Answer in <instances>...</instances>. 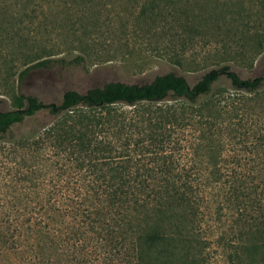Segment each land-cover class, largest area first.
I'll return each instance as SVG.
<instances>
[{"label":"trees","instance_id":"1","mask_svg":"<svg viewBox=\"0 0 264 264\" xmlns=\"http://www.w3.org/2000/svg\"><path fill=\"white\" fill-rule=\"evenodd\" d=\"M161 15L152 6L138 20ZM14 43L30 52L20 81L81 62L40 57L47 47L34 38ZM222 78L240 98L206 101ZM263 92L264 75L242 79L222 66L192 86L170 72L144 84L68 90L58 103L13 95V108L0 111V143L24 149L33 164L0 171V258L56 264L63 245L69 262L79 243L120 246L131 264H188L212 208L216 222L235 216L237 240L264 256V119H253L264 104H252ZM41 115L53 124L17 142L14 130ZM48 166L57 176L46 181ZM18 187L28 195L14 194Z\"/></svg>","mask_w":264,"mask_h":264},{"label":"rangeland","instance_id":"2","mask_svg":"<svg viewBox=\"0 0 264 264\" xmlns=\"http://www.w3.org/2000/svg\"><path fill=\"white\" fill-rule=\"evenodd\" d=\"M152 6L162 8V15L138 20L141 10ZM30 38L47 47L45 54L37 53L40 57L66 61L80 57L81 62L32 70L20 81L30 52L16 49L14 42ZM222 66L242 79L264 75V0H0V111L11 110L12 96L18 93L58 103L68 90L84 93L110 82L144 84L170 72L192 86ZM219 95L240 98L223 78L206 101L214 102ZM252 104L263 106L264 92ZM258 109L254 120L264 119V114L257 117ZM53 122L37 116L16 128L15 138L25 141ZM0 147H8L0 150L2 175L7 174L4 168L33 164L19 146L0 143ZM41 173L46 181L57 176L52 166L42 167ZM14 190L19 197L28 195L23 188ZM6 209L13 208H2ZM234 218L219 223L214 209L206 210L198 233L201 248L189 252L188 264H264V256H251L247 244L237 240ZM62 246L56 264H131L120 246L114 251L105 245L77 243L69 262ZM0 264L26 263L8 257L0 258Z\"/></svg>","mask_w":264,"mask_h":264}]
</instances>
